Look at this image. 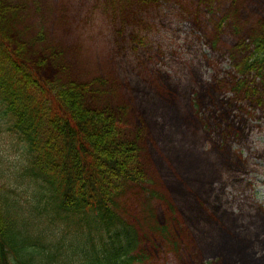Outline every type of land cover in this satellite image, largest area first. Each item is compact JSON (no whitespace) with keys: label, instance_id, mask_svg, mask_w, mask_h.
<instances>
[{"label":"rangeland","instance_id":"rangeland-1","mask_svg":"<svg viewBox=\"0 0 264 264\" xmlns=\"http://www.w3.org/2000/svg\"><path fill=\"white\" fill-rule=\"evenodd\" d=\"M43 1L47 35L65 48L66 79L108 82L110 101L140 135L148 184L127 186L117 211L140 232L142 264H264V67L236 69L251 56L244 47L264 23V0L118 9ZM2 131L0 149L20 166Z\"/></svg>","mask_w":264,"mask_h":264},{"label":"trees","instance_id":"trees-1","mask_svg":"<svg viewBox=\"0 0 264 264\" xmlns=\"http://www.w3.org/2000/svg\"><path fill=\"white\" fill-rule=\"evenodd\" d=\"M152 1L106 0L117 9ZM48 9L0 0V126L21 154L20 166L0 162V264H142L141 235L117 211L127 186L148 184L140 135L108 82L66 79ZM248 37L242 76L264 67V23Z\"/></svg>","mask_w":264,"mask_h":264},{"label":"clouds","instance_id":"clouds-1","mask_svg":"<svg viewBox=\"0 0 264 264\" xmlns=\"http://www.w3.org/2000/svg\"><path fill=\"white\" fill-rule=\"evenodd\" d=\"M0 156L6 157L9 166H14L18 161L16 155L11 150L0 149ZM10 264H18L17 257H13Z\"/></svg>","mask_w":264,"mask_h":264},{"label":"bare ground","instance_id":"bare-ground-1","mask_svg":"<svg viewBox=\"0 0 264 264\" xmlns=\"http://www.w3.org/2000/svg\"><path fill=\"white\" fill-rule=\"evenodd\" d=\"M190 158H191V161L190 162H192L193 160H194L195 163H196V160L199 161V162H202V159H200L199 157L198 158L190 157ZM189 165H190V163L188 165H186V167H190Z\"/></svg>","mask_w":264,"mask_h":264}]
</instances>
